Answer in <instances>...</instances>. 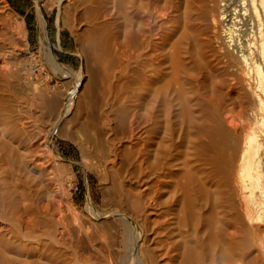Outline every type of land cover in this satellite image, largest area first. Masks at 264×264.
Listing matches in <instances>:
<instances>
[{
  "label": "bare ground",
  "instance_id": "6f19581e",
  "mask_svg": "<svg viewBox=\"0 0 264 264\" xmlns=\"http://www.w3.org/2000/svg\"><path fill=\"white\" fill-rule=\"evenodd\" d=\"M68 1L106 74L73 115L145 260L264 264V0ZM1 19L0 264H95L43 124L71 106L35 95Z\"/></svg>",
  "mask_w": 264,
  "mask_h": 264
},
{
  "label": "rangeland",
  "instance_id": "374dc122",
  "mask_svg": "<svg viewBox=\"0 0 264 264\" xmlns=\"http://www.w3.org/2000/svg\"><path fill=\"white\" fill-rule=\"evenodd\" d=\"M14 3L2 0L1 22L5 27L11 25L17 44L15 57L31 72L35 95L47 100L57 98L62 106H71L60 120L43 124L51 139L55 156L51 167L60 179L69 220L73 226L82 225L78 228L80 245L93 253V243L98 247L95 264H148L144 250L135 244L133 234L122 222L115 204V183L98 164L77 114L73 115L80 100H91L106 86L104 66L96 62L91 28L83 17L85 10L80 12L68 0ZM29 18H34L33 26ZM61 30L70 35V48L56 39ZM25 75L22 80H28ZM131 186L139 187L137 183Z\"/></svg>",
  "mask_w": 264,
  "mask_h": 264
},
{
  "label": "crops",
  "instance_id": "0c3cea01",
  "mask_svg": "<svg viewBox=\"0 0 264 264\" xmlns=\"http://www.w3.org/2000/svg\"><path fill=\"white\" fill-rule=\"evenodd\" d=\"M29 20H31L30 25L33 26L34 18H30ZM56 39L59 41V43L64 45L66 48H70V46H69L70 35L68 34V32L66 30L59 31Z\"/></svg>",
  "mask_w": 264,
  "mask_h": 264
},
{
  "label": "trees",
  "instance_id": "16d2710c",
  "mask_svg": "<svg viewBox=\"0 0 264 264\" xmlns=\"http://www.w3.org/2000/svg\"><path fill=\"white\" fill-rule=\"evenodd\" d=\"M11 1L13 2V4H15L13 0H11ZM18 9H21V8H18ZM22 11L24 12V10H22ZM29 19H30V18H29ZM28 22H29V24H30L31 20H28Z\"/></svg>",
  "mask_w": 264,
  "mask_h": 264
}]
</instances>
